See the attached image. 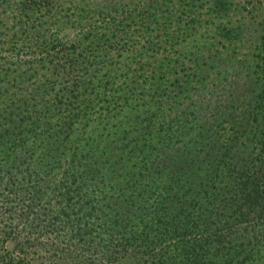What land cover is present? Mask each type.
Instances as JSON below:
<instances>
[{
	"label": "trees",
	"instance_id": "16d2710c",
	"mask_svg": "<svg viewBox=\"0 0 264 264\" xmlns=\"http://www.w3.org/2000/svg\"><path fill=\"white\" fill-rule=\"evenodd\" d=\"M202 1L214 23L0 0V264H264V12ZM244 29L255 87L222 132L190 121V85Z\"/></svg>",
	"mask_w": 264,
	"mask_h": 264
},
{
	"label": "rangeland",
	"instance_id": "374dc122",
	"mask_svg": "<svg viewBox=\"0 0 264 264\" xmlns=\"http://www.w3.org/2000/svg\"><path fill=\"white\" fill-rule=\"evenodd\" d=\"M103 1L108 3H122L124 7L123 10L128 13L134 6L139 3H144L146 0H95V2L99 4ZM165 1L169 5L168 8L170 13H173L171 18L173 17L176 19L179 15H181L183 23L193 18L198 19L201 23L204 21H208V24L215 22V20L212 19L215 18V16L212 14L209 15V11L203 1L202 6H200L199 0L196 1V7L188 5L186 0ZM245 1L246 0H244V2ZM246 9H249L248 5H245L244 8L238 10V14L235 16L244 15ZM258 11L261 13L264 12V0H258ZM161 12H164V10L162 9L159 11V13ZM178 13L179 15L176 17ZM161 15H165V13ZM133 26L136 27L133 34H129V36L123 34L121 35V37L125 39L124 43L128 44L126 47L137 39L139 44L143 41L141 40L142 38L140 37V32L138 31V25L134 24ZM173 29L175 30V27H173ZM192 32L196 33L198 36L211 34V30L206 31L199 26L194 31L192 28L184 30L183 33L186 34L184 37L192 34ZM249 32L250 30L248 29L243 30L242 36L244 40L241 44H238L237 50L232 52L227 49L222 52L220 55V61L213 63L212 68L209 67L210 72L203 77V80H201L202 83L198 84L195 82V84H191L192 86L190 85L189 92L187 93V96L182 99V101H184L185 104L188 103L193 109L196 108L193 107L194 104H192V101L196 102V105L199 103L201 107V109L198 108L194 114L189 116L191 118L190 121L193 119H205L207 121L206 127H211L212 129L217 127L216 129L222 132L225 128H227L228 113L231 111L230 107H237L243 101L245 96L249 94L251 89L255 87L256 76H254L253 73L255 67H252L253 63L249 61L250 56L245 55L247 48L250 45L249 38H247ZM254 34L255 32L253 31L252 36ZM183 45V40H180L177 48L174 46L173 48H164L165 50L160 49L159 51H161L163 55L165 53L170 54L172 52L174 60L178 57L175 56L176 52L179 51V49H182ZM237 112H239V109H237ZM197 121L198 120L190 122L189 125H191V129L195 127V123H197ZM262 235L264 234L262 233ZM115 264H127V262L118 261Z\"/></svg>",
	"mask_w": 264,
	"mask_h": 264
}]
</instances>
